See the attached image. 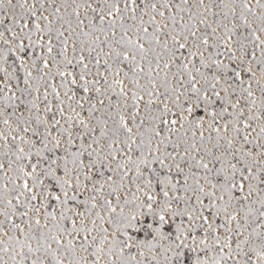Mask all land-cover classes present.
<instances>
[{"label": "snow or ice", "instance_id": "snow-or-ice-1", "mask_svg": "<svg viewBox=\"0 0 264 264\" xmlns=\"http://www.w3.org/2000/svg\"><path fill=\"white\" fill-rule=\"evenodd\" d=\"M0 264H264V0H0Z\"/></svg>", "mask_w": 264, "mask_h": 264}]
</instances>
